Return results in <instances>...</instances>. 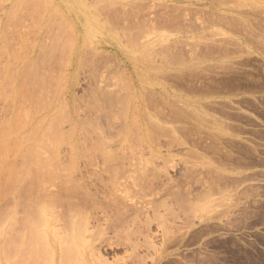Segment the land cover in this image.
<instances>
[{"label":"rangeland","instance_id":"obj_1","mask_svg":"<svg viewBox=\"0 0 264 264\" xmlns=\"http://www.w3.org/2000/svg\"><path fill=\"white\" fill-rule=\"evenodd\" d=\"M36 59L29 108L5 76ZM19 113L57 121L58 180L0 196V264H264V0H0ZM32 198L60 201L34 229Z\"/></svg>","mask_w":264,"mask_h":264},{"label":"bare ground","instance_id":"obj_2","mask_svg":"<svg viewBox=\"0 0 264 264\" xmlns=\"http://www.w3.org/2000/svg\"><path fill=\"white\" fill-rule=\"evenodd\" d=\"M233 20V19H232ZM228 22V21H227ZM235 22H233V23H231L232 25L234 24ZM238 24V23H237ZM239 25V24H238ZM238 25H236V23L234 24V26H237L238 27ZM240 26V25H239ZM236 27V28H237ZM241 28V27H240ZM238 29V28H237ZM252 36V35H251ZM249 39H250V34H249ZM251 43H254V42H251ZM27 44V43H26ZM221 44V43H220ZM219 44V45H220ZM223 44H225V43H223ZM23 45H24V42H23ZM257 45V44H256ZM27 46H29V47H31L30 45H27ZM218 47V46H217ZM25 48V47H24ZM221 47L219 46V49H220ZM69 49H70V46H69ZM73 49V48H72ZM33 50H34V48H33ZM37 50V49H36ZM66 50H67V48H66ZM24 51H27V49H25ZM57 50H55L54 52H56ZM70 52H71V50H69ZM29 52V49H28V51H27V53ZM34 52V51H33ZM38 52V51H37ZM52 52V51H51ZM51 52H49V53H51ZM25 53V52H24ZM53 53V52H52ZM74 53H75V50H74ZM74 53H73V50H72V52H71V55H72V57H73V55H74ZM26 54V53H25ZM54 54H55V56H54ZM54 54H52L53 56H54V58L56 57V54L57 53H54ZM19 55V54H18ZM33 55H34V53H33ZM48 55V54H47ZM226 55V54H225ZM37 56V55H36ZM41 56V55H40ZM45 56H46V54H45ZM19 57H24V56H18V58ZM27 56H25L24 58H25V60L27 59L28 60V57L26 58ZM39 57V54H38V56L37 57H35V58H38ZM48 57V56H47ZM46 57V58H47ZM34 58V59H35ZM41 57H39V59H40ZM45 58V57H44ZM22 59V58H21ZM39 59H36V60H33L34 61V63H33V61L32 60H29L30 61V65H28V67H26L25 65H23V67L25 66L27 69L25 70V69H23V70H21V72H19V73H17L18 72V70L15 72V70L12 68V67H9V68H11L12 70H14V71H11L12 72V74H15L16 76H17V79L15 78L16 76H11L10 74H9V71H7L6 70V72H8V73H6V75H8L7 77L5 76V79L7 78L8 80V82H9V84L10 85H12V87H14L15 85L14 84H12V83H15L16 81H17V86H15L16 87V94H14V95H16V96H18V94H19V97L20 96H22L21 98L22 99H24L27 103H28V107H29V105L31 106L32 105V103L34 102V96L32 97L30 94H29V96H28V92L26 93V91L28 90V84L31 86L32 85V83H33V85H34V83L36 84V85H39L40 86V84L42 85V88H44L43 86H45L44 84H45V82H43V81H46V80H44V78L42 77V80H40V79H36V77L38 76V78L39 77H41L40 76V74H39V72H37V69H38V71L40 70V68H42V67H40L41 65H46L47 63H46V61L48 60H44V59H42V61H40L39 62ZM19 60V59H18ZM38 60V61H37ZM44 60V61H43ZM72 60H74L73 58H72ZM28 61V62H29ZM72 63H71V66L73 65V61H71ZM44 63V64H43ZM49 63H50V61L48 60V65H49ZM24 64V63H23ZM44 65V66H45ZM47 65V66H48ZM51 66V65H50ZM18 67H20V66H18ZM46 67V66H45ZM49 67V66H48ZM9 68H7V69H9ZM44 68V67H43ZM10 69V70H11ZM19 69V68H18ZM20 69H22V67L20 68ZM23 71V72H22ZM13 72H15V73H13ZM17 73V74H16ZM37 73H38V75H37ZM9 76H10V78H11V82H10V78H9ZM14 77V78H13ZM23 77V78H22ZM13 78V79H12ZM21 78L23 79V80H21ZM14 79H15V81H14ZM233 79V78H232ZM231 79V80H232ZM13 80V81H12ZM230 80V79H229ZM22 81V82H21ZM235 81V80H234ZM42 82H43V84H42ZM224 82V81H223ZM226 82H229V81H226ZM20 83V84H19ZM219 83V82H218ZM242 83V82H241ZM16 84V83H15ZM250 84V83H249ZM14 85V86H13ZM31 86V89H33L36 85H34V86ZM225 85H226V83H225ZM241 85H243V84H241ZM240 85V86H241ZM39 86H38V88H39ZM239 86V87H240ZM254 86V85H253ZM12 87H11V89H12ZM33 87V88H32ZM37 87V86H36ZM250 87H252V85L250 86ZM217 88V87H216ZM237 88V87H236ZM244 88V87H243ZM35 89V88H34ZM41 89V86H40V88L39 89H35V90H40ZM45 89V88H44ZM48 89H50V88H48ZM245 89V88H244ZM253 89V88H252ZM14 88L12 89V92L14 93ZM229 90V89H228ZM248 90V89H247ZM34 91V90H33ZM36 91V92H37ZM220 91V90H219ZM221 91H222V89H221ZM225 91H227V89L225 90ZM35 92V91H34ZM45 92H46V90H45ZM48 92V91H47ZM51 92H54V91H51ZM25 94H27V95H25ZM33 94V93H32ZM37 94V93H36ZM39 94H40V92H39ZM39 94H37V96L39 95ZM50 94V93H49ZM47 95V94H46ZM16 96H14V97H16ZM31 96V97H30ZM19 97H17L18 99H19ZM46 97V96H45ZM16 98V99H17ZM20 98V99H21ZM34 100H33V99ZM20 101V100H19ZM30 103V104H29ZM69 104V103H68ZM48 105V104H47ZM72 106V105H71ZM30 108V107H29ZM29 108H28V110H29ZM45 110V109H44ZM18 111V110H17ZM20 112V111H19ZM26 112V111H25ZM21 113V112H20ZM18 114L17 115V117H15V119H14V121L12 120V122H10V125H7L6 127H8L7 129H1L0 130V140H2L0 143V178H2V180L1 181H4V182H2L1 183V181H0V196H3V197H5V196H7V197H9V196H11V195H15V194H18V195H20L21 194V191H24L23 189V187L25 186V188L28 190H30L31 191V193H32V191L34 192V194L35 193H38V192H35V191H39V192H41V190H42V192L41 193H44V189L46 188V185H45V187H44V183L43 182H45V180H47L48 178L50 179V178H53V175H55V174H50V172H49V170H46L45 169V167L43 166V164H42V160H41V157H39L40 156V153H41V151L42 150H40L41 148H48L47 146H46V144H45V142L46 141H48V139H49V134H50V132H54V130H55V128H56V123H57V121H55L54 123H52L53 121L52 120H50L49 122H47V119H46V117L47 116H45V118H38L37 116L38 115H35V116H32L31 115V117L30 116H28L29 115V113L30 112H28L27 111V113L26 114H28L27 116L30 118V119H28L27 121L26 120H24V116H22V114ZM45 113V112H44ZM22 116V117H21ZM31 118H32V120H31ZM38 119V123L36 122V120ZM55 119V118H54ZM56 120H58L57 118H56ZM52 121V122H51ZM27 122V123H26ZM47 123H49V125H50V127L51 128H49V130H47V129H45V126H46V124ZM59 123V122H58ZM61 123V122H60ZM37 124H40V126L41 127H37L38 125ZM45 125V126H44ZM59 125V127L61 126V124H58ZM58 127V128H59ZM5 128V127H4ZM61 128V127H60ZM31 129H33L34 130V132L33 131H30ZM60 130V129H59ZM30 131V132H29ZM58 131V130H57ZM56 131V132H57ZM27 132V136H25V133ZM53 132H52V134H53ZM55 133V132H54ZM234 142V141H233ZM234 145V144H233ZM46 146V147H45ZM40 150V151H39ZM246 150V149H245ZM248 150V149H247ZM249 150H251V149H249ZM58 151V150H57ZM13 152V153H12ZM253 152V155H254V150L252 151ZM256 152V151H255ZM12 153V155L14 156L13 158H15V160L18 158L19 160H17L16 162H10V161H8V155L10 156V154ZM59 153V152H58ZM11 155V156H12ZM11 156H10V158H11ZM59 156V155H58ZM255 156V155H254ZM17 157V158H16ZM55 158H56V156H55ZM54 158V159H55ZM264 160V159H263ZM258 161V160H257ZM260 161H262V159L260 160ZM259 162V161H258ZM263 162V161H262ZM15 163V164H14ZM260 163V162H259ZM47 164V163H46ZM45 164V165H46ZM50 164V163H49ZM49 164H47V166H49ZM262 164V163H261ZM51 171H52V169H51ZM114 176V175H113ZM113 176H111V177H113ZM45 177H46V179H45ZM57 177H58V175H57ZM54 178H56V176L54 177ZM53 178V179H54ZM60 178V177H59ZM241 178V177H240ZM4 179V180H3ZM45 179V180H44ZM48 179V181H50V180H52V179H50L49 180ZM57 179V178H56ZM58 180V179H57ZM111 181H112V179H111ZM113 182V181H112ZM46 183H47V181H46ZM45 183V184H46ZM109 183H110V181H109ZM104 184V189H106L105 188V185H106V187H107V184L108 183H103ZM22 186V190L19 188V187H21ZM59 186V185H58ZM102 186V185H101ZM109 186V185H108ZM103 188V187H102ZM111 188H112V186H111ZM25 189V190H26ZM47 189V188H46ZM108 189V188H107ZM21 190V191H20ZM27 190L25 191V193L27 192ZM109 190H110V187H109ZM113 190V189H112ZM47 191V190H46ZM29 192V191H28ZM31 193H29V194H31ZM46 193V192H45ZM48 193V192H47ZM58 193V192H57ZM22 194H23V192H22ZM28 194V193H27ZM40 194V193H39ZM41 195V194H40ZM39 195V196H40ZM16 196V195H15ZM35 196V195H34ZM42 196H44V195H41V198H42ZM3 197H0V199L1 198H3ZM44 197H46V196H44ZM31 198V197H30ZM29 198V199H30ZM37 198H38V196H37ZM36 198V199H37ZM48 198H50L49 196H48ZM33 199V198H32ZM40 199V198H39ZM42 199H44V198H42ZM55 199V198H54ZM47 200V201H46ZM50 199H46L45 198V200H43L42 202L40 201L39 203V205H38V203L36 202V203H34V199L33 200H30V202L32 203L31 204V208L33 209V212H36V214H37V216L35 215V217L37 218H35L34 220H36V221H34L33 219H32V224L34 225H32V227H33V229H34V227H35V224L36 223H40V222H43V223H45L47 220H46V212H50V211H52V208L54 207V204H56V205H58L59 203H60V201L59 200H56V202L58 203V201H59V203L57 204V203H54L53 201H49ZM35 201H37V200H35ZM50 204V205H49ZM38 205V206H37ZM55 205V206H56ZM53 206V207H52ZM50 207H51V210H50ZM34 214V213H33ZM34 216V215H33ZM32 230V229H31ZM50 231V230H49ZM52 233V232H51ZM48 236H50L49 234H47ZM47 235L45 234V238H47ZM52 235H53V233H52ZM30 236H31V238L35 241V240H39V239H41L42 240V235L39 233V232H37L36 230H32V232H30Z\"/></svg>","mask_w":264,"mask_h":264}]
</instances>
